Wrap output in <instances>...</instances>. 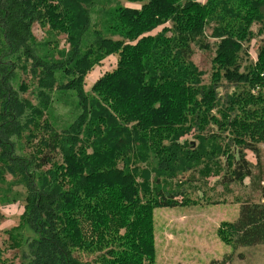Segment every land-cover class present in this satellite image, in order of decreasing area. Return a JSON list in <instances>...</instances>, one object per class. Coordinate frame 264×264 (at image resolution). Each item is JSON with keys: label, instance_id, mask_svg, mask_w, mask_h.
Returning <instances> with one entry per match:
<instances>
[{"label": "trees", "instance_id": "trees-1", "mask_svg": "<svg viewBox=\"0 0 264 264\" xmlns=\"http://www.w3.org/2000/svg\"><path fill=\"white\" fill-rule=\"evenodd\" d=\"M203 1L113 0L101 8L95 0H0V184L8 185L0 190V207L24 201L19 245L27 247L29 264H92L76 257V249L102 253L101 264H153L154 208L188 202L183 191L163 189L164 182L196 172L186 164L202 158L199 146L178 143L188 135L231 140L222 149L221 184L248 181L263 198L243 202L238 220L219 235L234 248L264 245V45L257 63L247 66L242 46L255 37V23L264 33V0ZM230 1L237 10L224 7ZM219 3L230 19L211 33L221 39L216 81L222 72L234 88L225 105L215 86L201 84L192 62L193 45L206 44ZM35 24L65 36L69 49L37 41ZM115 55V69L87 93V75ZM21 72L36 83L37 104L15 89ZM55 91L77 103L62 131L47 117ZM200 180L191 173L186 182ZM211 264L234 263L228 257Z\"/></svg>", "mask_w": 264, "mask_h": 264}, {"label": "rangeland", "instance_id": "rangeland-1", "mask_svg": "<svg viewBox=\"0 0 264 264\" xmlns=\"http://www.w3.org/2000/svg\"><path fill=\"white\" fill-rule=\"evenodd\" d=\"M95 1L102 8L108 4L110 5L113 0ZM123 4L128 7H140L139 5L126 2H123ZM224 7L234 11L237 10V3L230 1L228 6L225 5ZM223 12H226L225 8L219 3V9L215 14L216 20L212 22L211 27H208L205 35L206 44L193 45L192 62L201 73V84L206 87L215 86L216 88H213L214 95H217L219 102L225 105L228 95L233 93L234 88L230 87L231 85L223 78L222 72L219 80L216 81L219 68L215 65L214 57L217 45L221 39L211 37L214 27L219 28L221 26L220 22L226 25L227 21L230 20ZM98 16V14L93 15L94 23H96ZM237 23H240V21H237ZM170 26L171 24H168V27ZM262 28L260 23H255L251 27L255 37H252L253 40H249L242 45L248 53V60L244 63V66L250 65V63L256 64L258 61L259 47L264 45ZM161 29H158V31ZM33 33L37 41L41 43L48 39L56 40L58 44L57 50L64 49L67 51L69 49L65 36H50L46 30H43L37 24L33 27ZM52 47H54V44L50 48L54 52L55 59L61 60L60 53ZM117 59L116 55L108 57L87 75L84 84L87 93L91 92L93 85L106 72H111L115 69ZM17 83V85L14 83V87L15 89L17 88L21 97L31 100L33 104H37L36 83L32 80L30 74L21 72L17 78ZM21 84L26 85L27 90H21ZM253 95H257V89L254 90ZM52 98L54 102L47 117L53 122L57 130L62 131L69 124H72L77 113L76 98L75 96H66L65 93L60 91H55L52 94ZM222 108L224 109L225 106ZM208 129H210L209 125L205 131L208 132ZM210 132L213 133L215 131ZM184 141H190L193 146H199L202 158L195 164H186L191 166V169H197L196 172H190L192 171L190 169L188 171L190 173H186V177L181 176L178 179L173 178L164 182L163 189L169 190L170 188V190L183 191L185 193L184 197L188 202L186 206L154 208L153 264H211L213 261H222L228 257L232 259L234 264H264V245L234 248L233 245L226 243V241L224 242L219 235L220 230L224 228L223 225L238 220L243 202L248 200L259 202L263 198L261 194H253L249 190L250 184H248V181L243 184H221L222 177L226 171V167L223 164L222 149L229 146L226 144L230 143L231 140L227 137L222 140H207L203 138L201 142H198L188 135L178 143L183 145ZM259 143L261 151L260 162L264 171V141ZM230 148L231 146H229ZM24 151L28 154L32 152L30 148H25ZM247 155L248 160L250 159L253 163H257L253 153L247 152ZM120 168L123 171L122 166ZM191 173L195 174L198 179L201 178V180L187 183L186 179ZM201 175H206V177L202 178ZM207 175L209 176L208 178ZM155 176L154 171H151V182L154 181ZM9 179L11 177L7 176V180ZM151 184L154 186L153 183ZM7 186L4 183L0 184V190L7 188ZM15 190L21 192L24 191V188L17 187ZM23 206L24 201L21 199L18 202L0 207V264H29V258L26 253L27 247L19 245L22 241H25L24 227L19 222L24 212L25 207ZM89 252L76 249L75 256L92 264L102 263L101 259L105 257L102 253L90 250Z\"/></svg>", "mask_w": 264, "mask_h": 264}]
</instances>
